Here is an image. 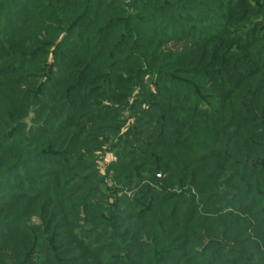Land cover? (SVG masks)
<instances>
[{"label": "trees", "instance_id": "1", "mask_svg": "<svg viewBox=\"0 0 264 264\" xmlns=\"http://www.w3.org/2000/svg\"><path fill=\"white\" fill-rule=\"evenodd\" d=\"M94 1L81 2V11L65 8L59 18L57 6H50L42 20L33 17L43 8L32 10V0L0 1V225L10 227L0 232V264H263L254 262L264 256L253 237L264 236V22L230 18L223 31L190 33L207 55L217 53L214 65L221 66L180 82L182 87L190 82V93L158 89L159 104L138 110L133 136L142 142L141 129L151 126L154 142L147 144L145 157L112 167L113 177L128 185L145 174L155 184L121 208L117 189L88 178L93 171L87 157L100 135L116 129L123 111L117 93L128 91L127 82H139L147 66L155 73L154 50L146 42L133 57L128 34L115 36L103 28L113 6ZM237 1L217 7L234 10ZM9 13L16 15L13 33L5 30ZM46 19L60 21L64 30L48 27ZM75 21L78 32L86 31L79 51L69 42L74 47L59 59L66 71L52 83L40 82L31 63H43L44 54L34 57L32 47L57 39L51 30L70 32ZM129 21L134 33H143L144 20L139 26L134 17ZM162 21L164 34L176 37L171 18ZM92 24L100 29L95 36L93 28H85ZM102 38L113 41L108 52L122 57L108 74L101 63L89 65ZM104 99L110 104H102ZM208 102L211 107L202 110ZM185 187L190 194L181 190ZM100 199L108 200V208ZM33 216L41 225H28ZM35 247L44 258L28 255Z\"/></svg>", "mask_w": 264, "mask_h": 264}, {"label": "rangeland", "instance_id": "2", "mask_svg": "<svg viewBox=\"0 0 264 264\" xmlns=\"http://www.w3.org/2000/svg\"><path fill=\"white\" fill-rule=\"evenodd\" d=\"M83 1L84 0H32V10L37 11L40 8H43L39 13H37L33 17L39 18L40 20L44 19L45 17H43L42 14L46 10H48L50 6L53 7L54 5L57 6L56 8H53L54 13L57 14V18H59L60 16H64L65 8H69L70 11L75 8H78L79 11H81L80 4ZM228 1L230 2L232 0L94 1L96 2V6L98 7L101 6L102 8H105L106 6L110 8L113 6V8L111 9V12H113L112 19L108 21L106 25L103 26V28L106 27L110 31L113 30V34L115 36L118 34V32L128 34L126 40H130L129 43L131 42L130 44L134 46V51H132L133 57L137 56V54L135 53L136 51L140 52L139 48L145 46L140 44H145L146 42H148L149 44L147 45V47H151L154 50L152 53L154 57L151 59V62H155V73L151 71L152 67L147 66L146 68L148 69H144L139 73V76L137 77L139 79V82H127L125 84V87L128 91H119L117 93L119 94L118 104L121 106V108H123V111L120 117L118 118L119 121H117L118 123L116 124V129H114V133L100 135V140L97 141V144L93 146L91 153L87 157V161L92 160V167H90L89 169L90 171H93V173L90 175L93 177L88 178L92 180H103L105 183H107V185L117 189L118 193H116L115 199H119V201H121V208L123 207V204H128V202L137 199V195L139 194L140 190L144 189L146 186L155 184L152 178L148 177L145 174H141L139 180L137 181H134L136 177H132L131 180L133 181V183H130L128 185H125L124 183H122V181L118 183L116 180H114L113 177L115 172L113 168L115 166L122 164L128 159H138L140 157H145L143 151L147 150V144L154 142V133H151V126L145 128L148 129L150 133H146L145 129H141L140 132L143 131L142 142L134 138L133 132L134 129H136V127H134V124L139 118L138 115L142 114V112H139L138 110H147L149 107L153 106V104H159L158 101L154 100V96H156L159 92L158 89L176 90L179 94H184V91L188 90V92L190 93V82L188 84L189 86L187 85V87H182V84H180V82H188V79H190V76H192L190 74L194 72L195 74H207L208 72H218L217 68L218 66H221V63H219V65L217 66L214 65L217 62V53H211L207 55L205 52L202 51L203 42L191 38L190 33L196 34L200 31L212 32V30L223 31L226 28L223 26H227L230 18H240V20H242L246 18V16H248L249 19L256 21L259 25L263 24L264 0H239L235 4L234 10H231L229 8L226 9L224 5L217 7L218 2H222V4H227L225 2ZM214 10H217L218 12H214ZM169 11L173 13H170ZM242 12H244L243 15L239 17ZM0 15L3 16L2 13H0ZM130 17H134L135 22H139L138 26L141 25L144 20L145 25L143 28L145 29H141L143 33L133 32V30L136 31L137 29H134L133 27L129 26L130 21L128 22V18ZM162 17L171 18V21L169 23L171 27L169 29L178 33L176 37H174L172 34H164L166 32H164L163 29L166 28V26H161L160 24H164L165 21L159 23L160 18ZM6 18L8 25H6L5 30L11 29V33H13V29L10 28V26L15 25L14 20L16 19V15L13 13H9L7 14ZM194 18H196L197 21L193 20ZM219 19H222V21H219ZM59 22L60 21H54L53 19H46L45 21V23L48 24V27L52 26L55 28H59L61 31H63L64 27L61 26ZM77 24L78 21H75L72 25L73 29L70 32L66 33H57L55 30H51L50 33L52 35L57 36V39H45L46 43L42 45L41 49L38 46V41L36 42L37 44L32 47L34 57L39 56L38 54L40 51H43L44 54L42 56L43 63H31L33 66H37L35 68L39 72L38 78L39 80H41L40 82H44L46 80L47 82L52 83L53 80L58 78L60 75H62L63 72L66 71V67L62 65V61H60L59 59L60 57H63L65 51L74 47H70L68 45L69 42H75V46L77 47L76 50L79 51L80 45L83 44L82 38H86V31L82 32L83 26H80L82 34L78 32L79 28L76 27ZM58 25H60L61 27H58ZM23 26V24L18 27L15 26V33L19 32V30ZM154 27L160 28V31L157 34H153L151 32ZM37 28L38 26H36L35 31H31L32 34H36V32H38ZM85 28H93V36H95L96 33L100 31L99 27L95 24H92L90 26L86 25ZM57 34H59V36ZM149 34H151V36H149ZM40 37L45 38L44 35ZM151 38L153 39L151 41H148ZM63 40L64 42H62ZM101 40L102 41L99 43V48L102 49H96L93 51L92 62L89 65H97L98 63H101L103 65V73L108 74L110 73V71H108L109 65H113V62L117 63V61V64H121V62H119L121 60L119 59L122 57H116L115 55H112L110 52L107 51V46L111 42L113 43V41L107 40L106 38H102ZM121 44L124 45L125 42ZM85 46L86 45H84L83 48H85ZM97 47L98 46H96L95 48ZM56 52L58 53L55 54ZM120 52L121 51H119V56L123 55ZM95 58H101V60L99 59L100 61H95ZM85 70H88V68H86ZM155 74L160 75L156 76ZM121 76L124 77V74H122ZM161 78H163V80H160ZM172 79L179 80V82H172ZM200 79L202 80V77H200ZM74 82L76 83V80H74ZM117 85L120 86V83ZM96 86H93L95 87V91L97 88ZM61 88L54 92L56 93L55 95L61 94ZM52 90H56V88ZM54 93L49 94L55 97L53 95ZM162 94L166 95L164 91L162 92ZM167 94L170 98V93ZM101 98L106 97L102 95ZM102 104L109 105L110 101L104 99L102 101ZM211 104L212 103L208 102L207 104L203 105L201 107L202 110L209 109L211 107ZM83 116H86V114H83ZM159 116L161 117V115ZM80 121L86 126H89L91 124V122L89 123V121L84 118H82ZM137 162L138 164L142 163L139 160H137ZM181 190L186 192L187 194H190V192L188 193V191H190V187H185ZM97 194L101 193L98 192ZM100 200H103L102 208H108V200ZM122 212H125V210ZM242 216L245 217L246 215L242 214ZM28 225H41V220L39 216L31 217ZM7 229H10V227L0 225V232ZM248 235L249 234L245 236ZM253 239H256L257 242L260 244L259 256H264V236L261 235L258 238L253 237ZM117 240L118 239L115 238L112 239L110 242L116 243ZM37 248L38 247H35L30 254L28 253V255L33 256L32 258H34L35 260L44 258L45 252L43 250H37ZM254 262H263L264 264V260L258 261V258Z\"/></svg>", "mask_w": 264, "mask_h": 264}]
</instances>
